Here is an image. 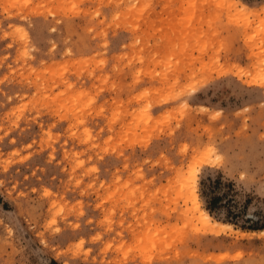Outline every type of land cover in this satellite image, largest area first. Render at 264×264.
Here are the masks:
<instances>
[{
  "label": "rangeland",
  "instance_id": "rangeland-1",
  "mask_svg": "<svg viewBox=\"0 0 264 264\" xmlns=\"http://www.w3.org/2000/svg\"><path fill=\"white\" fill-rule=\"evenodd\" d=\"M0 264H264V0H0Z\"/></svg>",
  "mask_w": 264,
  "mask_h": 264
},
{
  "label": "trees",
  "instance_id": "trees-1",
  "mask_svg": "<svg viewBox=\"0 0 264 264\" xmlns=\"http://www.w3.org/2000/svg\"><path fill=\"white\" fill-rule=\"evenodd\" d=\"M203 188L201 194L205 201L206 209L212 213L216 208L219 209L222 206L226 207V211L229 216L238 217L239 215L233 210L234 201L231 197V192L234 190L233 182L222 180L221 176L214 178H207V181H202ZM234 218V219H235ZM253 227L254 224H250Z\"/></svg>",
  "mask_w": 264,
  "mask_h": 264
},
{
  "label": "bare ground",
  "instance_id": "bare-ground-1",
  "mask_svg": "<svg viewBox=\"0 0 264 264\" xmlns=\"http://www.w3.org/2000/svg\"><path fill=\"white\" fill-rule=\"evenodd\" d=\"M243 7H244V6H243ZM193 176H195V174H193L192 177H193ZM192 179L194 180V178H192ZM193 182H194V181H193ZM183 186H184V185H183ZM194 190H195V189H194ZM196 192H197V191H196ZM193 193H194V192H193ZM194 196H195L196 199L198 198L197 193H194ZM203 213H204V215H205L208 219H211V217L209 216V214L207 213V211H203ZM208 219H207V221H208ZM213 223L216 224V225H218V226L221 225L222 227H223V226H225V227H226V226H230L229 223L227 224V223L219 222V221H216V220H214ZM206 224H207V223H206ZM214 224H213V225H214ZM213 225H212V226H213ZM214 227H215V225L213 226V228H214Z\"/></svg>",
  "mask_w": 264,
  "mask_h": 264
}]
</instances>
